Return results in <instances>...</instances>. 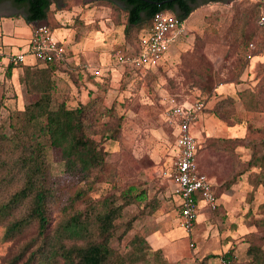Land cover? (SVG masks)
Returning a JSON list of instances; mask_svg holds the SVG:
<instances>
[{
    "label": "rangeland",
    "instance_id": "obj_1",
    "mask_svg": "<svg viewBox=\"0 0 264 264\" xmlns=\"http://www.w3.org/2000/svg\"><path fill=\"white\" fill-rule=\"evenodd\" d=\"M4 2L0 15L24 16L11 1ZM257 3L260 0H227L200 6L187 20L185 35L166 54L162 66L149 72L124 71L111 57L113 51L133 44L125 36L123 4L116 0H59L58 6L51 5L59 26L55 31H67L71 52V63L53 77L56 98L75 108L99 97L122 118L118 139L96 137L110 165L90 196L94 200L110 197L122 205L124 193L134 188L138 198L116 222L111 247L126 254L132 250L134 237H143L150 249L141 254L138 264H201L206 258L207 264L213 259L217 264L220 259L215 256L229 254L237 255L239 264H248L252 261L248 255L251 240L264 249V170L259 163L248 165L259 142L260 133L255 130L264 128V112L251 111L242 97L247 92L258 94L264 110V41L261 45ZM59 12L63 23L58 20ZM243 14L253 16L247 35L258 45L251 52L242 43L241 34H235L239 27L231 28ZM22 24L28 31L27 22ZM12 27L13 22L6 23L4 33L13 36ZM24 29L20 27L14 35L19 41L27 39L22 35ZM1 34L0 121L6 123L37 95L30 94L22 82V69L14 70L12 78L6 76L10 55L22 48L18 42L6 44ZM55 35L64 38L63 32ZM93 69H99L100 74L93 75ZM227 97L234 100L235 111L224 123L211 110ZM198 102L205 104V111L193 126V134L199 143L200 170L214 183L218 205L202 211L192 232L187 233L179 218L177 187L170 178L176 131L168 112L174 103ZM247 128L254 131L246 135ZM53 168L55 174L62 171L57 162ZM235 175L236 181L229 184ZM130 221L133 227L128 231ZM174 230L179 238L171 241L178 243V256H171L168 246L154 243L157 235L166 239ZM5 235L6 228L1 226L0 264L26 241H7Z\"/></svg>",
    "mask_w": 264,
    "mask_h": 264
},
{
    "label": "trees",
    "instance_id": "obj_2",
    "mask_svg": "<svg viewBox=\"0 0 264 264\" xmlns=\"http://www.w3.org/2000/svg\"><path fill=\"white\" fill-rule=\"evenodd\" d=\"M9 1L24 11L27 23L47 22L54 32L59 27L50 10L59 0ZM116 1L124 5L125 36L133 42L129 50L121 52L130 55L140 52L142 32L153 25L157 14H171L186 21L200 6L227 0ZM255 5L263 45L264 28L259 20L264 5L262 2ZM252 17L243 14L238 19L239 24L231 23L232 29L239 27L235 34H241L242 43L250 52L252 44L254 49L258 45L247 35ZM216 20L218 17L211 23ZM66 58L46 64L44 68L38 66L40 63L11 61L6 67L8 78L13 77L14 70L22 69V82L37 98L24 110L14 112L6 123L0 121V227L6 228L7 241L26 240L16 252L3 258L1 264H138L141 254L150 249L143 237L135 236L130 243L132 250L126 254L111 247L116 222L123 216L124 209L138 198L134 188L124 193L122 205H117L110 197L94 200L90 196L110 165L96 137L100 135L103 141L118 139L122 118L99 97L75 108H69L65 101L56 98L53 77L67 64ZM126 71L132 70L126 67ZM242 97L251 111L264 112L258 94L247 92ZM204 111L205 107L201 114ZM211 111L225 123L234 116V100L222 98ZM250 131L254 130L247 128L246 135ZM255 132L260 133L259 142L248 165L259 163L264 170V128ZM55 162L62 167L60 174L54 172ZM237 176L229 184H233ZM132 223L127 224L128 231L132 230ZM248 255L252 257L248 264H264V249L256 240H251ZM208 260L202 263L207 264Z\"/></svg>",
    "mask_w": 264,
    "mask_h": 264
},
{
    "label": "built area",
    "instance_id": "obj_3",
    "mask_svg": "<svg viewBox=\"0 0 264 264\" xmlns=\"http://www.w3.org/2000/svg\"><path fill=\"white\" fill-rule=\"evenodd\" d=\"M260 2L264 5V0ZM186 24L187 20H180L171 14H157L153 25L142 32L140 52L124 55L121 51H115L116 63L133 72L157 69L166 54L185 35ZM259 24L264 28V11ZM251 48H255L254 44ZM66 55L65 44L55 36L47 22H42L33 27L27 49L11 54L9 61L27 64L32 59L35 63L46 65L62 62ZM99 74L98 70L94 73ZM204 107L203 102L188 106L174 103L168 112L170 123L176 131V155L170 178L177 187L181 225L187 233L192 232L198 220L201 203L213 209L218 205L214 183L200 170L199 143L193 134V126L198 122ZM191 246L195 247L194 244ZM219 263L239 264V260L235 255H224L220 257Z\"/></svg>",
    "mask_w": 264,
    "mask_h": 264
},
{
    "label": "crops",
    "instance_id": "obj_4",
    "mask_svg": "<svg viewBox=\"0 0 264 264\" xmlns=\"http://www.w3.org/2000/svg\"><path fill=\"white\" fill-rule=\"evenodd\" d=\"M53 5H56V6H58V4H57V2H54L53 3ZM59 15L57 16L58 17V20L61 22V23H63V20H62V18H63V16H60V12L58 13ZM0 19H1V21H0V31H1V33H3V34H1V35H4V37H3V41H4V39H6L7 41H6V44H9V45H12V46H15V44H16V42H18L19 44H20V47L22 48L21 50L19 49V51L18 52H20V51H24V50H26L27 49V47H28V45H29V42H30V39H31V34H32V30H33V27L36 25V24H39V23H42V22H36V23H27L28 24V31L27 30H25L24 28H23V24H22V21L24 20V18H23V16H22V18H19V17H17L16 15H12V14H4V15H0ZM8 22H13V26L14 27H12L13 28V30H14V35L17 33V31H19V28L21 27V29H24L25 31V33L23 32L22 33V35H24V36H26V40H21V41H19V39H17L16 38V36H8L7 34H5L4 33V31L6 30V29H3V26L4 25H6V23H8ZM7 28V27H6ZM8 30H10V28L8 29ZM57 32H60V33H64V38H60V37H58V36H56L62 43H64L65 44V46L67 47V58H66V61L68 62V63H71V52H70V49L68 48V40H66V35H67V31H65L64 29H60V30H56L55 31V33H57ZM179 42V41H178ZM178 42H177V44H178ZM70 44V43H69ZM126 49H130V47H126V48H123V49H119V50H115V51H124V50H126ZM115 51H113V53H112V59H113V62L114 63H116V61H115V59H114V53H115ZM14 54V53H13ZM164 62V61H163ZM163 62H162V64H163ZM35 63V61L34 60H30L29 61V64H34ZM117 64V63H116ZM119 65V64H118ZM120 67H122L123 68V70L125 71L126 70V67H124V66H121V65H119ZM162 66V65H161ZM160 66V67H161ZM159 68V67H158ZM157 68V69H158ZM157 69H154V70H157ZM96 71L97 70H99V69H95ZM93 71H94V69H93ZM96 71H94L93 72V75H94V73L96 72ZM153 71V70H152ZM189 105H192V104H189ZM188 106V105H187ZM198 123V122H197ZM196 123V124H197ZM207 208H209L205 203H201V206H200V210H199V214L202 212V211H204V210H206ZM178 213H179V218H180V212H179V208H178ZM197 222H198V220H197ZM197 222L195 223V225L197 224ZM195 227V226H194ZM176 237H178V235H177V232H176V230H174L172 233H170V235H169V237H166V239H164V238H159V236L157 235V237L154 239V243H155V245L156 246H158V247H161L162 245H164L165 247H167L168 246V249H169V253H170V255L171 256H178V255H180V253H179V246H178V243L176 242V243H174L173 244V242L171 241L173 238H176ZM179 238V237H178ZM195 248V247H194ZM221 256H224V255H221ZM221 256H215V257H217V258H219L220 259V257ZM229 256V255H228ZM234 256V255H233ZM235 256H237V255H235ZM214 260V259H213ZM213 260L211 261V263H209V264H215V263H213ZM218 263L217 264H220L219 263V261H217Z\"/></svg>",
    "mask_w": 264,
    "mask_h": 264
},
{
    "label": "flooded vegetation",
    "instance_id": "obj_5",
    "mask_svg": "<svg viewBox=\"0 0 264 264\" xmlns=\"http://www.w3.org/2000/svg\"><path fill=\"white\" fill-rule=\"evenodd\" d=\"M4 1H8V0H3V1H0V5L4 4L5 2Z\"/></svg>",
    "mask_w": 264,
    "mask_h": 264
},
{
    "label": "water",
    "instance_id": "obj_6",
    "mask_svg": "<svg viewBox=\"0 0 264 264\" xmlns=\"http://www.w3.org/2000/svg\"><path fill=\"white\" fill-rule=\"evenodd\" d=\"M145 1H147V0H145Z\"/></svg>",
    "mask_w": 264,
    "mask_h": 264
}]
</instances>
